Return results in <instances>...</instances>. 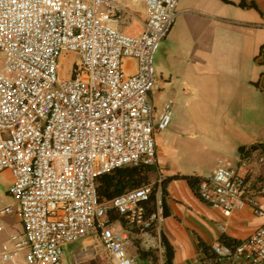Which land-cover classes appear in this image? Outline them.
I'll return each instance as SVG.
<instances>
[{
    "label": "built area",
    "instance_id": "obj_1",
    "mask_svg": "<svg viewBox=\"0 0 264 264\" xmlns=\"http://www.w3.org/2000/svg\"><path fill=\"white\" fill-rule=\"evenodd\" d=\"M179 1L143 0L144 29L129 35L116 27L127 12L117 0H0V173L11 174L14 200L0 216L16 212L23 226L10 244L0 243L1 260L60 264L66 245L98 233L115 264H134L126 233L107 218L113 210L138 229L140 248L167 264L163 176L108 201L97 180L156 162V136L171 123L174 102L157 108L152 99L154 55ZM66 54L78 57L69 77L60 73ZM126 59L136 61L135 71L125 70ZM247 187L220 160L198 197L225 215L250 205L264 218V204L246 197ZM213 253L217 264H264V222L234 246L214 244Z\"/></svg>",
    "mask_w": 264,
    "mask_h": 264
},
{
    "label": "crops",
    "instance_id": "obj_2",
    "mask_svg": "<svg viewBox=\"0 0 264 264\" xmlns=\"http://www.w3.org/2000/svg\"><path fill=\"white\" fill-rule=\"evenodd\" d=\"M117 1L127 12L116 27L129 35L140 34L145 22L143 0ZM241 2L179 1L173 25L156 51L163 48L164 62L156 65V72L160 74L159 89H154L151 96L157 108L171 94L190 101L193 115L206 130L193 144L209 162L206 167L183 172L177 166L176 139L169 144L161 132L156 136L155 173L164 179L183 175L207 179L220 160L227 161L248 183L246 197L264 204V155L251 151L242 158L239 152L240 146L264 142V0H245L246 7L241 6ZM163 63L174 71L169 72ZM62 67L61 61L60 73L69 77L70 68L63 75ZM124 68L128 72L135 71L136 61L126 59ZM11 183L12 177L10 186ZM165 204L167 215L160 233L173 248V264H217L213 246L221 242V236L243 241L264 222L250 205L230 215L223 214L200 200L182 178L167 182ZM109 222L126 233L127 253L134 264H153L150 257H142L140 253L138 233L124 229L119 220ZM0 225L3 226L0 243L10 244L12 235L23 232L16 212L0 216ZM73 243L77 244L73 264L102 261V250L115 264L98 233L65 248ZM0 264L13 263L0 259Z\"/></svg>",
    "mask_w": 264,
    "mask_h": 264
},
{
    "label": "rangeland",
    "instance_id": "obj_3",
    "mask_svg": "<svg viewBox=\"0 0 264 264\" xmlns=\"http://www.w3.org/2000/svg\"><path fill=\"white\" fill-rule=\"evenodd\" d=\"M161 46V45H160ZM163 48L161 47L160 50L154 55V66L156 68L157 64H162L164 62L162 53ZM3 54L0 53V61L2 59ZM78 59L77 55L75 54H66L62 59L63 67H62V74L66 75L67 71L69 70L72 62ZM164 64V63H163ZM167 67V70L174 71L173 68L167 63L164 64ZM156 84L155 90L159 89V80L160 74L156 72ZM156 93V92H155ZM170 98L173 100L174 104L172 107L173 115L171 119V123L169 126L162 131V134L169 142L172 143V139H176L175 147L177 148V156H178V168L181 169L183 172H191L196 170L199 167H206L209 159L202 155V153L195 149L193 141H197L206 131L205 126L200 124L199 120L195 118L193 115V108H191L190 101L188 102L186 98L178 97L177 94H171ZM189 99V97H188ZM176 158V155H175ZM7 173H0V208L13 204L14 200L7 193V190L10 186L11 176L8 171H4ZM157 179V174L153 173L151 175L150 181L153 182ZM108 218V216H107ZM113 226V225H112ZM115 228V226H113ZM83 244H85L83 242ZM77 246L76 243H73L67 246L64 249V254L62 258L63 264H73L76 260L74 257L75 247ZM103 260L102 261H95L93 264H112L111 258L109 257L106 252H104ZM155 260V259H154ZM153 264H158V261L155 260L152 262ZM92 264V263H91Z\"/></svg>",
    "mask_w": 264,
    "mask_h": 264
},
{
    "label": "trees",
    "instance_id": "obj_4",
    "mask_svg": "<svg viewBox=\"0 0 264 264\" xmlns=\"http://www.w3.org/2000/svg\"><path fill=\"white\" fill-rule=\"evenodd\" d=\"M241 6H248L245 0H242L240 3ZM250 6V5H249ZM251 151H259L264 155V142H260L257 144H253L249 147L240 146L239 152L242 155V158L247 157ZM157 170L155 164H145L139 163L137 165H125L120 168H117L107 174L102 175L97 180V192L101 201H108L116 196H119L126 191L136 189L141 187L142 185L148 183L150 181L151 175L155 173ZM174 178H182L185 179L190 185L191 189L198 194V186L204 178L195 175H183V176H174L165 178L162 181V197L164 201V217L167 215V209L165 204V194H166V184L169 180ZM155 195L153 194L149 201L145 203L147 211L151 212L154 208ZM108 219L109 221L119 220L124 229L129 230L135 234L138 233V229L131 225L124 215L119 214L113 210H108ZM162 242L165 247V256L167 264H173V255L174 251L170 243L167 241L165 236L161 234ZM221 243L234 246L241 241L233 240L230 237L225 235L220 238ZM140 253L142 257L148 258L154 262L157 260L156 255L153 252H147L140 248ZM155 259V260H154Z\"/></svg>",
    "mask_w": 264,
    "mask_h": 264
}]
</instances>
